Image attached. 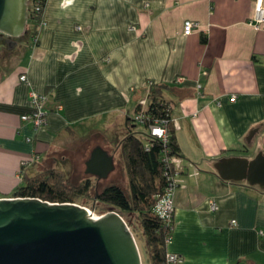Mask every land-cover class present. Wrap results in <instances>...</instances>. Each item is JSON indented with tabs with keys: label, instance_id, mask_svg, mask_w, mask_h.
I'll return each mask as SVG.
<instances>
[{
	"label": "crops",
	"instance_id": "crops-1",
	"mask_svg": "<svg viewBox=\"0 0 264 264\" xmlns=\"http://www.w3.org/2000/svg\"><path fill=\"white\" fill-rule=\"evenodd\" d=\"M253 7L254 0H45L36 44L15 42L18 57L0 69V198L14 197L23 166L31 175L77 154L85 166L95 147L114 162L125 119L151 81L171 106L182 160L166 251L183 264H264V191L224 181L214 168L222 157L264 154V24L251 22ZM185 20L198 23L188 35ZM29 27L35 31L36 20ZM31 90L47 97L46 121L35 129L21 119L32 112ZM118 181L127 184L123 165L99 185Z\"/></svg>",
	"mask_w": 264,
	"mask_h": 264
},
{
	"label": "water",
	"instance_id": "water-1",
	"mask_svg": "<svg viewBox=\"0 0 264 264\" xmlns=\"http://www.w3.org/2000/svg\"><path fill=\"white\" fill-rule=\"evenodd\" d=\"M28 0H0V39L20 37L27 24ZM113 157L92 149L85 173L105 179ZM218 177L264 190V154L248 159L222 157L214 163ZM0 264H141L124 219L110 210L94 217L73 202L36 197L0 198Z\"/></svg>",
	"mask_w": 264,
	"mask_h": 264
},
{
	"label": "trees",
	"instance_id": "trees-1",
	"mask_svg": "<svg viewBox=\"0 0 264 264\" xmlns=\"http://www.w3.org/2000/svg\"><path fill=\"white\" fill-rule=\"evenodd\" d=\"M39 2L43 6L45 0H39ZM27 18L28 22L33 19L30 11H27ZM34 33L35 31L26 24L23 34L16 39V42L18 43L25 36L32 37ZM204 41L202 38V42ZM7 45L4 44L5 48L0 46V51L4 49L8 53L11 49ZM15 46H13V49H15ZM8 54H6L8 57L4 56L2 61L8 59L5 62L9 63L11 61L10 65L18 57L17 49H15V53ZM145 85L147 89L146 96H144L147 100L146 115L150 118L156 117L167 120V142L164 143L161 140L151 138L146 131L147 122L142 124L134 119L135 112L139 108L137 103L132 115L125 119L126 133L118 141L119 157L125 168L128 188L122 189L116 184L100 187V179L93 176L96 191L95 199L110 206L113 211L124 219L127 226H129L127 219L136 216L149 248L150 264H165L166 239L169 237L171 230L156 216L154 210L156 201L165 186L163 176L165 166L160 161V157L163 155L164 149H167L169 154L179 156L180 154L174 134V124L170 118V104L161 98L160 91L162 89L160 86L153 84L151 81H147ZM134 123L141 125L144 131L134 130L132 128ZM146 145L148 149L145 148ZM20 173L22 174L23 184L13 192V196L36 197L50 202L75 203L78 198L87 195L93 184L87 179L75 187L68 185L64 172L53 166L31 175L26 174L23 166ZM242 183L247 185L245 182ZM98 187H100L99 190H97Z\"/></svg>",
	"mask_w": 264,
	"mask_h": 264
},
{
	"label": "built area",
	"instance_id": "built-area-1",
	"mask_svg": "<svg viewBox=\"0 0 264 264\" xmlns=\"http://www.w3.org/2000/svg\"><path fill=\"white\" fill-rule=\"evenodd\" d=\"M29 2V0H28ZM31 14L33 20H36L35 33L32 35V45H35L37 42V34L40 29L46 24L42 18V4L39 0H31ZM28 11V10H27ZM251 22L255 27H263L264 24V1L263 0H254L253 14L251 17ZM198 26L197 22L191 20H185L183 22V34L188 35L192 33L193 29ZM77 30H80L81 27L77 26ZM19 81L27 82L25 74H21L18 77ZM230 101L236 99V95L232 94L229 97ZM29 100L32 106V112L29 115H23L22 120H29L32 122L34 129L42 126L46 121V116L48 110L45 107L47 97L45 95L36 93L35 91H29ZM146 98L140 99L138 101V110L135 112L134 119L139 123H146V131L151 138L161 140L162 142H167V120L164 118H150L146 112ZM148 149V146H145ZM160 161L165 166L163 170V176L165 179V186L162 194L158 197L156 204L154 206L155 214L158 216L162 223L169 227L171 230L172 227V218L174 213V204L173 196L175 189L177 188L176 176L180 173L182 169V160L179 155L169 154L167 149H164L163 155L160 157ZM216 203L214 201L209 202V209L215 210ZM89 211V210H88ZM90 212V211H89ZM91 213V212H90ZM92 216L98 217V215ZM230 224H235L234 220L230 221ZM169 240V237L166 239V243ZM165 264H183L182 257L179 254L166 251L164 254Z\"/></svg>",
	"mask_w": 264,
	"mask_h": 264
},
{
	"label": "rangeland",
	"instance_id": "rangeland-1",
	"mask_svg": "<svg viewBox=\"0 0 264 264\" xmlns=\"http://www.w3.org/2000/svg\"><path fill=\"white\" fill-rule=\"evenodd\" d=\"M31 6H32V3H31V0H29L28 8H27L28 11L31 10ZM29 23L30 22H27V25H29ZM4 38H7V36H4ZM16 39L17 38H12L9 42V45H7L6 42H3L0 39V46L2 48H5V46H4V44H5V45L9 46V49H11L8 52L9 54H11L12 52L15 53V49H18V47L20 46V44H18L17 46H15V49H13V46L16 42ZM28 40H30L29 36H25L20 41H18V43L25 44ZM8 53H6L4 51V49L2 51H0V63H1L0 67H1V69L8 67L9 63H11V61H9V63L5 62L8 59H3L5 61H2V58L4 56L8 57L6 55ZM132 128L134 130H141V131L143 130L144 131L142 126L139 124L137 125L134 123ZM114 130H116V129H114ZM93 138L95 140V132L91 133L90 141L93 140ZM86 147H84V148H86ZM118 152H119V149H118ZM77 155H79V157H80V154H77ZM82 155L84 156V159H85L88 156V153L84 152V153H82ZM72 157H73V160H71V161H69V159H67V158L58 159L54 163L53 167L56 168L57 170L64 172V175H65V178L67 180L68 185L75 187V186L82 184L87 179H89L90 182L93 183L91 188L89 189L87 195L84 197L78 198L75 203L85 206L93 215H98V216L112 210V208L110 206L105 205L103 203H100L95 199V192H96L95 186H94L95 180H94L92 175L85 173V166H84L83 160L79 159V157L76 158L75 155H73ZM74 158H76V159H74ZM113 163H114V166H116L115 169L113 168V170H111L109 172L107 177L105 179H100V181L109 182L113 178V176L115 175L117 169L119 167H122L123 164H122L121 159L119 157V153H118V157L115 156ZM123 169H124V166H123ZM119 174H120V172H119ZM118 182H119L118 186H120V188H122V189L128 188L127 184H125L124 182H121V181H118ZM100 187H98L97 190H99ZM127 222L129 224L128 228L130 229V231L133 235V238L135 240V243L137 245L139 255H140V259H141V264H150L149 248L146 244L145 236L141 230V227L138 223V220H136V216H131L130 218L127 219Z\"/></svg>",
	"mask_w": 264,
	"mask_h": 264
},
{
	"label": "flooded vegetation",
	"instance_id": "flooded-vegetation-1",
	"mask_svg": "<svg viewBox=\"0 0 264 264\" xmlns=\"http://www.w3.org/2000/svg\"><path fill=\"white\" fill-rule=\"evenodd\" d=\"M3 42H6L9 45L10 39L9 38H4V36L1 38Z\"/></svg>",
	"mask_w": 264,
	"mask_h": 264
}]
</instances>
